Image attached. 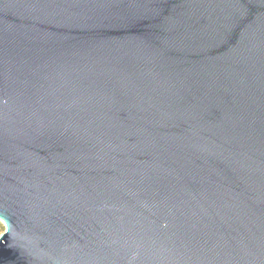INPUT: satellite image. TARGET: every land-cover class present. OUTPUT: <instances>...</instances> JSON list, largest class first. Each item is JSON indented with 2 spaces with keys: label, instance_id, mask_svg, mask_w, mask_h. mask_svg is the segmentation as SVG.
<instances>
[{
  "label": "water",
  "instance_id": "water-1",
  "mask_svg": "<svg viewBox=\"0 0 264 264\" xmlns=\"http://www.w3.org/2000/svg\"><path fill=\"white\" fill-rule=\"evenodd\" d=\"M0 264H264V0H0Z\"/></svg>",
  "mask_w": 264,
  "mask_h": 264
},
{
  "label": "rangeland",
  "instance_id": "rangeland-1",
  "mask_svg": "<svg viewBox=\"0 0 264 264\" xmlns=\"http://www.w3.org/2000/svg\"><path fill=\"white\" fill-rule=\"evenodd\" d=\"M5 227L3 225V223L0 221V235L4 232Z\"/></svg>",
  "mask_w": 264,
  "mask_h": 264
}]
</instances>
